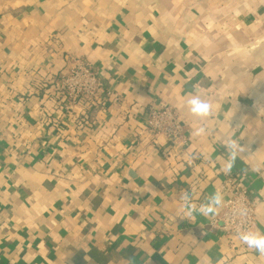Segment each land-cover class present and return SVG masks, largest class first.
Returning <instances> with one entry per match:
<instances>
[{"label": "crops", "instance_id": "obj_1", "mask_svg": "<svg viewBox=\"0 0 264 264\" xmlns=\"http://www.w3.org/2000/svg\"><path fill=\"white\" fill-rule=\"evenodd\" d=\"M74 58L119 101L66 111ZM229 179L264 236V0H0V264H264L212 224Z\"/></svg>", "mask_w": 264, "mask_h": 264}, {"label": "built area", "instance_id": "obj_2", "mask_svg": "<svg viewBox=\"0 0 264 264\" xmlns=\"http://www.w3.org/2000/svg\"><path fill=\"white\" fill-rule=\"evenodd\" d=\"M56 93L66 104L65 110L72 111L75 105L90 101L94 105H105L119 98L106 84L102 76L83 58L69 61V67L56 84ZM145 130L154 138H163L167 145L175 148L188 140L186 124L179 113L167 104L159 103L150 107L144 121ZM227 195L218 217L212 224L220 225L226 236L234 237L247 245L242 237L253 234L255 208L247 190L239 182L229 179L223 186ZM248 246V245H247Z\"/></svg>", "mask_w": 264, "mask_h": 264}, {"label": "clouds", "instance_id": "obj_3", "mask_svg": "<svg viewBox=\"0 0 264 264\" xmlns=\"http://www.w3.org/2000/svg\"><path fill=\"white\" fill-rule=\"evenodd\" d=\"M191 104L193 105L192 111L194 113L204 115L209 111V105L201 102L199 99H193ZM242 239L249 247L255 248L261 253H264V236L250 234L243 236Z\"/></svg>", "mask_w": 264, "mask_h": 264}]
</instances>
